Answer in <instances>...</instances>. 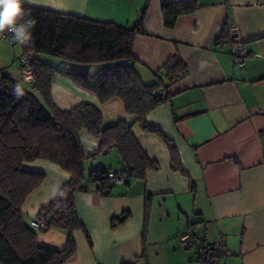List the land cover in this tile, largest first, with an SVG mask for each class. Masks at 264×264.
<instances>
[{
  "label": "crops",
  "instance_id": "1",
  "mask_svg": "<svg viewBox=\"0 0 264 264\" xmlns=\"http://www.w3.org/2000/svg\"><path fill=\"white\" fill-rule=\"evenodd\" d=\"M161 0H150L142 19L144 33L135 36L133 55L146 84L177 54L188 74L167 89L170 99L147 116L175 146L180 169L172 168L166 144L144 132L119 99L100 104L96 96L57 74L51 98L59 110L82 103L97 106L103 126L120 120L144 153L156 162L143 180L116 185L110 197L95 193L89 172L99 165L119 167L113 149L101 156L99 141L86 130L79 139L86 156L84 184L75 195L78 217L88 232L74 233L75 255L65 264H204L203 257L180 246L178 236L192 231L205 244L224 236L231 253L221 264H264V0H199L193 13L178 17L174 28L163 24ZM146 0H24V4L100 22L133 28ZM240 29L246 58L234 64L228 44L216 43L224 28ZM15 45L0 39V72L18 77ZM21 52V53H19ZM38 57V55H35ZM104 155V154H103ZM23 168L45 175L22 206L25 221L37 219L70 174L58 165L35 160ZM129 217L111 227L114 217ZM37 231V243L64 249L67 235Z\"/></svg>",
  "mask_w": 264,
  "mask_h": 264
},
{
  "label": "trees",
  "instance_id": "2",
  "mask_svg": "<svg viewBox=\"0 0 264 264\" xmlns=\"http://www.w3.org/2000/svg\"><path fill=\"white\" fill-rule=\"evenodd\" d=\"M149 2L146 0L133 28L40 9L23 2L24 16L19 22L36 21L30 30L31 39L21 43L22 53L30 57L34 83L28 90L22 86L19 76L0 72V264H65L76 253V231H81L91 243L75 206L76 193L87 190L86 156L79 139L81 130L99 141L100 153L108 154L115 149L126 187L134 180H143L148 170L157 168L136 140L131 123L120 120L104 127L100 109L89 103L59 110L50 92L57 74L93 93L100 104L121 100L126 113L134 117L144 132L157 135L166 144L172 168L180 169L175 146L163 131L147 122L146 116L170 99L167 89L187 76L188 68L175 54L155 74V82L146 84L142 80L133 55V42L137 34L144 33L142 19ZM160 6L165 28L172 29L178 17L197 10L199 0H161ZM219 42L232 43L229 27L217 38L216 43ZM38 54L74 65L57 70L35 57ZM105 63L113 65L98 70L88 67ZM260 136L264 145V133ZM35 160L52 162L70 174L69 181L38 214V218L44 217L46 221L41 232L56 229L66 233V244L61 251L37 243V231L25 221L22 211L28 196L45 177L23 168V163ZM109 170L99 165L87 178L95 193L104 198L110 197L116 186L108 179ZM128 217L126 212L121 218H112L111 227Z\"/></svg>",
  "mask_w": 264,
  "mask_h": 264
},
{
  "label": "built area",
  "instance_id": "3",
  "mask_svg": "<svg viewBox=\"0 0 264 264\" xmlns=\"http://www.w3.org/2000/svg\"><path fill=\"white\" fill-rule=\"evenodd\" d=\"M229 36L232 42L229 48V54L232 56L235 65L242 66L246 54L244 52L240 29L237 25L229 26ZM0 39L10 45L20 43L14 40L13 34L9 33L7 30L0 33ZM18 61V76L20 80L32 85L34 83V78L30 68L29 55L22 53ZM107 176L109 181L115 185H123L126 181L120 167L109 170ZM45 223L46 221L44 217L33 219L29 222L30 226L36 230L42 229L45 226ZM178 241L182 248L192 249L200 254L201 257H203L204 264H221L224 258L231 255L226 248L224 236H219L214 243L208 245L192 231H186L178 236Z\"/></svg>",
  "mask_w": 264,
  "mask_h": 264
},
{
  "label": "clouds",
  "instance_id": "4",
  "mask_svg": "<svg viewBox=\"0 0 264 264\" xmlns=\"http://www.w3.org/2000/svg\"><path fill=\"white\" fill-rule=\"evenodd\" d=\"M23 2L24 0H0V33L7 30L13 34V39L20 43H25L31 39L30 30L36 25L34 19L19 22L24 16Z\"/></svg>",
  "mask_w": 264,
  "mask_h": 264
},
{
  "label": "rangeland",
  "instance_id": "5",
  "mask_svg": "<svg viewBox=\"0 0 264 264\" xmlns=\"http://www.w3.org/2000/svg\"><path fill=\"white\" fill-rule=\"evenodd\" d=\"M8 45H10V44H8ZM15 46H16L14 48L15 51L16 52L20 51L21 44L17 43ZM19 53H21V52H19ZM21 54L19 55V57L21 56ZM19 57H18V60H19ZM37 58L40 59L41 61H43L45 64H47V65H49V66H51V67H53V68H55L57 70H62L64 67H67V66H70V65H74V64H70V63L64 61L63 59L52 57V56H49V55H46V54H38ZM18 64H19V61H18ZM111 65H113V64L112 63H105V64H98V65H91V66H88V67L90 69H92V70H98V69H102V68H105V67H109ZM12 66H14L12 69H15L18 65L14 63V64H12ZM22 86L24 88L30 90L32 85L23 82ZM34 94L39 98L40 101H42V99H41V97H40V95L38 93L34 92ZM108 154H104V155L101 154V156H104L106 158H110L111 157V159H113V157H115V156H109ZM116 163H117V161H115L113 159V163L112 164H116Z\"/></svg>",
  "mask_w": 264,
  "mask_h": 264
}]
</instances>
